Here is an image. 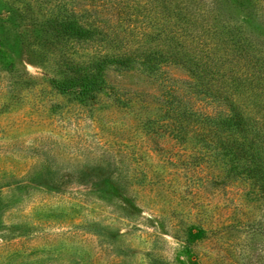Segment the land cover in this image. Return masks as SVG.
<instances>
[{
	"label": "rangeland",
	"instance_id": "374dc122",
	"mask_svg": "<svg viewBox=\"0 0 264 264\" xmlns=\"http://www.w3.org/2000/svg\"><path fill=\"white\" fill-rule=\"evenodd\" d=\"M60 6L105 41L58 43ZM121 53L93 103L48 84ZM219 97L264 157V0H0V264H264V181L214 162V120L198 140Z\"/></svg>",
	"mask_w": 264,
	"mask_h": 264
},
{
	"label": "trees",
	"instance_id": "16d2710c",
	"mask_svg": "<svg viewBox=\"0 0 264 264\" xmlns=\"http://www.w3.org/2000/svg\"><path fill=\"white\" fill-rule=\"evenodd\" d=\"M57 12V16L49 22L52 27L51 31L53 32V36L58 43L66 42L67 44V41L70 40H95L103 42L104 39L105 41V34H102L95 25H91L88 28L84 27L78 22V16L66 7L60 6ZM163 60H165L163 55L155 56L150 54L146 55L145 59L141 60L140 63L146 71L153 73L157 68L155 63ZM138 61L135 56L127 53L106 55L85 63L64 60L58 64V75L50 78L48 84L59 95L68 96L79 104H90L95 102L98 96L104 91L106 72L109 69H129ZM175 61L178 63L181 60L176 58ZM192 71L191 68L189 73L191 74ZM192 75L197 77V71ZM218 101L222 102L220 97ZM222 103L229 106L227 113H221L216 117L206 116L205 118H201V121L207 124L208 127V124L214 120L212 125L215 128L229 131V134L225 137H230V141L223 140V138L215 141L214 151L216 150L217 154L214 162L225 161L224 166H229L232 174H244L246 179L251 180V182L255 180L259 183L263 182L264 168L261 164H264V157L260 155L262 148L255 136L254 125L228 98L225 97ZM184 115L188 119L191 117L187 110L184 111ZM210 133L211 126L209 130H203L199 134L198 140L200 142L210 143L208 141ZM260 189H263L262 185ZM199 233L201 231H194L192 227L186 228L185 234L187 239L184 244L187 248H190L198 240Z\"/></svg>",
	"mask_w": 264,
	"mask_h": 264
}]
</instances>
